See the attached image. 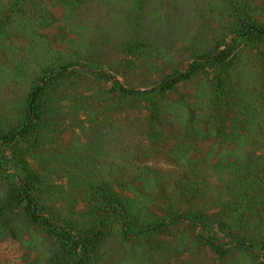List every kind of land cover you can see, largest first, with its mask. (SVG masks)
Masks as SVG:
<instances>
[{"label":"rangeland","instance_id":"374dc122","mask_svg":"<svg viewBox=\"0 0 264 264\" xmlns=\"http://www.w3.org/2000/svg\"><path fill=\"white\" fill-rule=\"evenodd\" d=\"M259 30L264 0H0V264H264Z\"/></svg>","mask_w":264,"mask_h":264},{"label":"trees","instance_id":"16d2710c","mask_svg":"<svg viewBox=\"0 0 264 264\" xmlns=\"http://www.w3.org/2000/svg\"><path fill=\"white\" fill-rule=\"evenodd\" d=\"M258 32L260 34L264 35V31H260L259 30ZM184 75H185V73H183L180 76H177V77H175L173 79L165 80L161 84H159L157 86H154V87L150 88L149 90H145V91H133L131 89L122 88V91L125 92V93H127V94H134V95H141V94H144V93L149 92V91H160V90H163V89L167 88L171 83L175 82L179 77H182ZM28 127H29V125L28 126L26 125L24 127V130L27 129ZM15 136L16 135H11L9 137V139H13V138H15Z\"/></svg>","mask_w":264,"mask_h":264}]
</instances>
